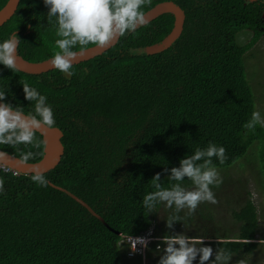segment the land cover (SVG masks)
<instances>
[{
  "label": "trees",
  "instance_id": "16d2710c",
  "mask_svg": "<svg viewBox=\"0 0 264 264\" xmlns=\"http://www.w3.org/2000/svg\"><path fill=\"white\" fill-rule=\"evenodd\" d=\"M7 1L0 0V9ZM163 1L169 0H150L142 11ZM172 1L185 10L186 21L181 37L163 52L147 54L143 49L170 33L175 20L171 13L120 37L104 54L73 65L70 79L58 70L29 74L0 65L6 102L19 104L25 113L32 110L24 98V82L46 95L65 146L60 164L43 174L47 186L33 183V174L0 165V264H124L128 258L142 264L141 253L129 255L123 235H141L154 227L163 237L177 233L180 224L172 229L157 226L159 210L164 219L171 210L159 205L148 214L143 208V196L155 190L153 176L160 173L162 186L169 187L172 182L164 169L178 167L180 159L210 141L226 150L224 164L213 158L224 170L262 137L264 128L248 131L243 126L256 110L246 53L262 35L264 1ZM43 5L32 0L31 7V0H21L0 30V40L16 32L21 40L18 52L30 61L45 60L57 51L55 29L47 23ZM244 29L253 33L242 44L237 34ZM35 139L38 146L0 148L19 157L31 151L34 156L28 161L37 162L44 141L38 132ZM184 184L192 186L187 179ZM221 186L212 189L216 196ZM237 202L229 207L239 225L231 236L216 225L214 209L205 210L202 203L191 215L187 209L179 213L185 217L182 224L191 219L204 224L205 245L230 256L227 264L264 252V234L257 237L258 206L250 194ZM158 244L160 240L146 249L147 259L159 261Z\"/></svg>",
  "mask_w": 264,
  "mask_h": 264
},
{
  "label": "clouds",
  "instance_id": "9594fccd",
  "mask_svg": "<svg viewBox=\"0 0 264 264\" xmlns=\"http://www.w3.org/2000/svg\"><path fill=\"white\" fill-rule=\"evenodd\" d=\"M150 0H43L47 12V23L55 29V49L49 65L62 73L65 79L73 75V62L78 53L89 45L105 48L128 33H134L138 27L146 24V16L142 8ZM20 39L16 32L0 40V65L15 71ZM24 98L33 105L28 113L24 107L17 104L13 106L6 102V92L0 90V145L16 147L20 145L38 146L35 139L36 132L44 128L55 126L54 110L48 103L47 96L41 94L29 83H22ZM257 126L264 128V113L254 110L250 119L244 124L248 131H254ZM225 148L213 142L205 147H197L190 155H185L179 161L178 167L164 170L169 173L168 180L172 182L169 187L161 184L160 173L151 179L154 191L146 193L142 198L143 208L155 213L157 206L163 205L171 210L165 220L166 227L172 229L177 222L185 217L179 215L187 209V214H193L197 207L204 202L216 204L217 200L213 188H218L222 178L213 163V158L220 164L226 160ZM8 153L0 151V157ZM34 153L22 152L21 162L32 159ZM191 182V188L186 187L185 180ZM33 183L47 186L45 176L36 172L31 176ZM3 192V181L0 180V193ZM150 232V234H147ZM146 237L127 238L129 248L135 252L137 245L147 249L157 240L164 247L157 245V252H161L158 264H227L230 256L205 245V238L191 237L185 233L166 234L158 237L154 227L144 232ZM143 257V256H142ZM214 257V258H213ZM146 258V254L143 259ZM212 258V259H210Z\"/></svg>",
  "mask_w": 264,
  "mask_h": 264
},
{
  "label": "rangeland",
  "instance_id": "374dc122",
  "mask_svg": "<svg viewBox=\"0 0 264 264\" xmlns=\"http://www.w3.org/2000/svg\"><path fill=\"white\" fill-rule=\"evenodd\" d=\"M252 36L251 29H244L237 34L238 42L245 44L250 41ZM246 75L247 79L253 89L256 98V110L264 113V37L259 40L255 46H253L246 53ZM264 133L260 140L256 141L249 149L245 157L237 161L236 164L221 170L217 168L222 183L220 187V193L217 194L216 204L208 205L207 202L202 203V208H211L217 214L216 225L221 229L222 233L226 235H232L234 231H238L239 225L232 217L230 212L231 206L236 207L238 200L245 199L249 196L258 206V212L260 217L261 233L257 236L262 238L264 234ZM259 172L263 173L260 174ZM216 192V191H215ZM210 204V203H209ZM187 212V210H185ZM159 217L156 219L157 226L165 227L164 212L159 210ZM195 221V222H194ZM214 225L213 227H217ZM204 224L198 222V219L190 220L186 223L182 222L176 229L177 233H185L191 237H202L201 233H204ZM212 227L210 228V231ZM208 240V239H206ZM261 241V240H259ZM264 241V240H262ZM162 253H158V257ZM153 257L151 259L144 258L142 264H157L158 259ZM156 261V262H155ZM124 264H138V261L134 259H124ZM228 264H264V252L258 251L249 257L241 256L238 259L230 261Z\"/></svg>",
  "mask_w": 264,
  "mask_h": 264
},
{
  "label": "water",
  "instance_id": "95a60500",
  "mask_svg": "<svg viewBox=\"0 0 264 264\" xmlns=\"http://www.w3.org/2000/svg\"><path fill=\"white\" fill-rule=\"evenodd\" d=\"M20 1L21 0H8L6 4L0 9V30L14 16L20 5ZM166 13H171L174 15V26L170 33L167 34L161 41L144 47L143 51L147 54H156L168 50L183 33L186 21V12L180 5L172 0L159 2L147 10L144 13L147 20L145 25ZM119 39L120 37H118L116 41H113L112 44L105 48H98L95 45H92L87 47L82 52L80 49L76 50L78 55L74 60L73 65L89 61L99 55L104 54L117 45ZM50 59L51 57L42 61H30L24 58V56L18 52L16 65L17 69L22 72L29 74H42L51 70H55L51 68L48 63ZM37 132L42 135L44 141V146L42 149L43 157L41 160L37 162H21L19 156H16L0 148V151L8 153L7 156L0 157V165L13 170L16 173L26 175H32L36 172L46 174L55 169L60 164L65 153V146L62 142L64 133L58 127H53L51 129L44 128L42 130H38ZM73 197L85 207H87L94 215H97L102 219V217L85 200L76 195H73Z\"/></svg>",
  "mask_w": 264,
  "mask_h": 264
},
{
  "label": "built area",
  "instance_id": "2783aa9c",
  "mask_svg": "<svg viewBox=\"0 0 264 264\" xmlns=\"http://www.w3.org/2000/svg\"><path fill=\"white\" fill-rule=\"evenodd\" d=\"M147 234H150V232H148ZM129 235H123V240L122 242H125L127 243V238H128ZM133 237H146V234H141V235H131ZM150 236H147L146 238H149ZM128 244V243H127ZM138 253H141V255L144 257L145 254H146V249H142L139 245H137V249L135 252H133L131 249L129 251V255L130 256H133L135 254H138Z\"/></svg>",
  "mask_w": 264,
  "mask_h": 264
},
{
  "label": "flooded vegetation",
  "instance_id": "af4514ba",
  "mask_svg": "<svg viewBox=\"0 0 264 264\" xmlns=\"http://www.w3.org/2000/svg\"><path fill=\"white\" fill-rule=\"evenodd\" d=\"M256 1H258V0H256ZM264 1V0H263ZM38 2H40V4L41 5H43V1L42 0H38ZM44 6V5H43ZM31 7H32V0H31ZM34 8V7H33ZM44 9H45V7H44ZM263 20H264V11H263ZM262 23H263V21H262ZM262 28V35H261V37L257 40V42L253 45V46H255L257 43H259V40H261V38H263L264 37V24H263V26L261 27ZM252 33H253V31H252Z\"/></svg>",
  "mask_w": 264,
  "mask_h": 264
}]
</instances>
